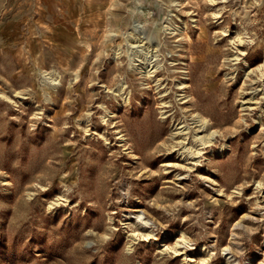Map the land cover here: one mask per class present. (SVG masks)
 <instances>
[{
  "label": "rangeland",
  "instance_id": "obj_1",
  "mask_svg": "<svg viewBox=\"0 0 264 264\" xmlns=\"http://www.w3.org/2000/svg\"><path fill=\"white\" fill-rule=\"evenodd\" d=\"M225 249L264 264V0H0V264Z\"/></svg>",
  "mask_w": 264,
  "mask_h": 264
},
{
  "label": "bare ground",
  "instance_id": "obj_2",
  "mask_svg": "<svg viewBox=\"0 0 264 264\" xmlns=\"http://www.w3.org/2000/svg\"><path fill=\"white\" fill-rule=\"evenodd\" d=\"M141 2V1H140ZM143 3V2H142ZM160 17V16H159ZM127 20V19H126ZM131 24V23H130ZM138 28V27H137ZM139 29V28H138ZM167 29H170V30H173V28H171V25L170 26H168L167 27ZM149 31V30H148ZM147 31V32H148ZM141 33V32H140ZM145 33V32H144ZM133 36V35H132ZM152 36V35H151ZM150 36V37H151ZM150 39H152V38H150ZM135 42V41H134ZM149 42H150V40H149ZM135 44V43H134ZM142 44V43H141ZM136 47H137V44L135 45ZM136 50V49H135ZM148 54V53H147ZM137 56V55H136ZM135 56V57H136ZM147 56V55H146ZM148 58V57H147ZM151 59V58H150ZM149 59V60H150ZM153 59V58H152ZM141 60V59H140ZM135 61V60H134ZM153 61V60H152ZM145 62V61H144ZM143 62V63H144ZM150 62V61H149ZM152 63V62H151ZM153 64V63H152ZM151 64V65H152ZM146 67V66H145ZM153 67V66H152ZM141 68H142V66H141ZM151 68V67H150ZM158 68V67H157ZM147 69V68H146ZM156 69V68H155ZM142 71V70H141ZM144 71H146L148 74H152L153 73V71H151V69H147V70H144ZM156 74V73H155ZM185 83V82H184ZM180 87H182V86H180ZM124 85L123 84H121L120 85V87H119V91L120 92H122L124 89ZM184 88V87H183ZM116 90H118V89H116ZM115 94H116V92H115ZM122 94V93H121ZM117 95H118V93H117ZM120 95V94H119ZM167 95V94H166ZM165 96V95H164ZM126 98V101H127V97H125ZM196 116H198V115H196ZM194 120H195V118H194ZM198 121V120H197ZM195 122V121H194ZM206 122V121H205ZM196 124H198V122L196 123ZM180 128V127H179ZM198 131V130H197ZM203 132V131H202ZM213 132H215V131H213ZM211 133V132H210ZM208 134V133H207ZM212 134V133H211ZM214 135V134H213ZM196 136V135H195ZM208 136V135H207ZM211 136V135H210ZM121 137V136H120ZM198 137V136H197ZM201 138V137H200ZM122 140H124V138H122ZM208 140H209V138H208ZM210 141V140H209ZM212 141V140H211ZM123 142V141H122ZM204 143H206V142H204ZM207 143H208V141H207ZM166 145V144H165ZM137 218L138 219H140V221L142 222V223H144V224H148L149 223V221L148 220H146V216H144V213L143 212H140L138 215H137ZM177 248V247H176ZM175 249V248H174ZM228 249H225V254H226V256L228 257V259H229V264H236L235 263V261L233 262V261H231L230 259L233 257L232 255H230V251H227ZM232 251V250H231ZM235 260V259H234ZM250 262V261H249Z\"/></svg>",
  "mask_w": 264,
  "mask_h": 264
}]
</instances>
